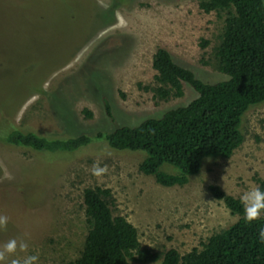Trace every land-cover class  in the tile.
Segmentation results:
<instances>
[{"label": "rangeland", "instance_id": "1", "mask_svg": "<svg viewBox=\"0 0 264 264\" xmlns=\"http://www.w3.org/2000/svg\"><path fill=\"white\" fill-rule=\"evenodd\" d=\"M200 1L0 0V122L4 117L48 137L90 138L74 151L54 152L0 139V214L10 218L0 245L22 238L28 253L16 256L71 264L87 229L82 190L93 186L109 189L112 214L135 227L141 248L160 256L169 248L180 255L199 249L237 219L207 186L238 199L258 186L264 177V101L243 113V141L232 154L203 157L182 185L158 184L138 170L143 152L116 150L96 137L195 96L185 83L180 96L156 94L151 59L157 47L203 81L226 78L214 57L226 14L206 12ZM96 161L109 169L99 179L90 171ZM160 170L177 172L166 163Z\"/></svg>", "mask_w": 264, "mask_h": 264}, {"label": "trees", "instance_id": "2", "mask_svg": "<svg viewBox=\"0 0 264 264\" xmlns=\"http://www.w3.org/2000/svg\"><path fill=\"white\" fill-rule=\"evenodd\" d=\"M199 6L206 12L221 10L226 14L214 48L217 70L226 78L203 81L190 68L176 62L167 49L157 47L151 59L156 94L162 99L180 96L185 83L195 96L185 104L165 109L157 117H145L135 125H121L108 133L96 134L113 149L143 152L138 170L163 186L184 184L197 173L205 156L229 157L243 141V113L264 101V0H201ZM103 106L110 117L105 99ZM0 139L10 145L47 152L74 151L90 141L83 133L62 138L22 130L4 117ZM164 163L177 172L160 170ZM258 186L264 190V177L258 179ZM207 188L237 219L209 235L199 249L194 247L180 255L169 248L161 256L141 248L135 227L124 216L112 214L108 188H84L82 204L87 229L71 264H264V242L258 237V230L264 227V213L249 224L238 198L213 184Z\"/></svg>", "mask_w": 264, "mask_h": 264}, {"label": "clouds", "instance_id": "3", "mask_svg": "<svg viewBox=\"0 0 264 264\" xmlns=\"http://www.w3.org/2000/svg\"><path fill=\"white\" fill-rule=\"evenodd\" d=\"M105 9L109 5H103ZM111 155V153H108ZM91 175L94 177H104L109 169L108 166L101 165L99 161L93 163L91 169ZM11 179V177H8ZM240 202L243 207L244 220L247 223H252L260 219L262 213H264V190L259 186H253L239 195ZM9 217L7 215L0 214V230H7ZM259 239L264 242V227L258 230ZM29 244L24 239L10 238L2 245H0V264H39L38 254H26L24 256H16L19 253H28ZM12 258L9 261V257Z\"/></svg>", "mask_w": 264, "mask_h": 264}]
</instances>
